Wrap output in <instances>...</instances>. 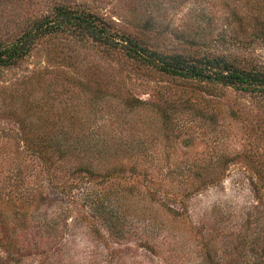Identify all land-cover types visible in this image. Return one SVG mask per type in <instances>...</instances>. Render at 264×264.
<instances>
[{"label":"rangeland","instance_id":"obj_1","mask_svg":"<svg viewBox=\"0 0 264 264\" xmlns=\"http://www.w3.org/2000/svg\"><path fill=\"white\" fill-rule=\"evenodd\" d=\"M264 76V0H0ZM0 264H264V96L167 76L81 31L0 68Z\"/></svg>","mask_w":264,"mask_h":264},{"label":"trees","instance_id":"obj_2","mask_svg":"<svg viewBox=\"0 0 264 264\" xmlns=\"http://www.w3.org/2000/svg\"><path fill=\"white\" fill-rule=\"evenodd\" d=\"M70 29L81 31L100 44L123 48L131 58H136L167 76L210 85L232 88L248 94L264 96V76L230 68L221 69V63L211 60L191 65L179 56H160L151 53L133 40L113 34L90 14H78L68 9H58L56 15L37 23L18 41L0 44V68L15 66L29 56L36 41L47 35L64 33Z\"/></svg>","mask_w":264,"mask_h":264}]
</instances>
